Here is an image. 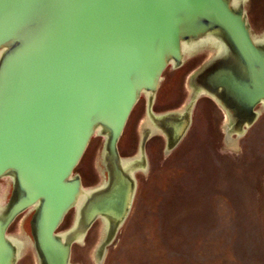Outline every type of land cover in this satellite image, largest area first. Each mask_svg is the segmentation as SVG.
I'll return each instance as SVG.
<instances>
[{
  "label": "water",
  "instance_id": "obj_1",
  "mask_svg": "<svg viewBox=\"0 0 264 264\" xmlns=\"http://www.w3.org/2000/svg\"><path fill=\"white\" fill-rule=\"evenodd\" d=\"M246 1L0 0V180L11 182L0 196V264H16L26 246L37 264H73L72 245L98 219L101 258L130 214L136 171L148 169L147 138L161 133L123 158L124 127L141 98L154 115L164 72L188 56L211 54L189 77L187 105L163 114L166 153L204 96L244 117L238 137L253 125V107L264 106V34L251 30ZM95 137L106 181L86 189L74 171ZM71 210L73 227L59 231ZM31 211L30 234H9Z\"/></svg>",
  "mask_w": 264,
  "mask_h": 264
},
{
  "label": "rangeland",
  "instance_id": "obj_2",
  "mask_svg": "<svg viewBox=\"0 0 264 264\" xmlns=\"http://www.w3.org/2000/svg\"><path fill=\"white\" fill-rule=\"evenodd\" d=\"M246 13L254 35L264 34V0H247ZM211 56L200 51L177 70L167 68L156 92L153 110L180 111L190 99L189 77ZM141 98L118 141L121 156L138 154L147 117ZM246 132L223 137L226 119L217 104L196 101L192 122L182 141L166 153L161 133L147 138L145 173L138 170L130 214L115 241L97 258L102 225L93 223L80 243L71 247L73 264H264V106ZM74 173L89 189L101 183L102 139L93 138ZM7 181L1 193L9 194ZM67 213L59 231L70 227ZM30 216L20 215L11 235L30 234ZM16 264H37L26 246Z\"/></svg>",
  "mask_w": 264,
  "mask_h": 264
},
{
  "label": "flooded vegetation",
  "instance_id": "obj_3",
  "mask_svg": "<svg viewBox=\"0 0 264 264\" xmlns=\"http://www.w3.org/2000/svg\"><path fill=\"white\" fill-rule=\"evenodd\" d=\"M190 91H191V96L190 97H192L193 91H192L191 87H190ZM202 98L203 99L206 98V99H209L210 101L214 102L213 100H211L207 96H204ZM215 104H217V103H215ZM218 107H219V109L221 111V114L223 115V119H226V123L224 124L225 126H224V129H223V137L229 139V138H231V136H237V133L239 132V129H240V126H241L240 124H242V122L245 121L244 120V117L240 116V118L238 119L235 116V113H234V109L233 108L228 107L226 109H222L219 105H218ZM259 107L261 108L263 106H261V105H258L257 107L254 106L253 107V111L255 112V110H257ZM153 112H154V110H153ZM177 112H180V111H177ZM144 113L146 114V107H145V112ZM157 114L156 115L159 116V117H157V119H154V117H153L155 115V112H154V115L153 116H150V117L147 116V114H146L147 119H146L145 123L142 125V128H141V129H143V137L145 138L146 135L149 134L151 131H158L159 130L161 132V134L163 135L164 139L167 142L168 139H169V137H167L169 134H168V132H166V124H167L168 120L166 118L167 116H164L163 115V114H166V111L165 112L163 111V112H160V113L157 112ZM252 124L254 125V123H252ZM244 128H245V126H244ZM0 181H7L8 182L7 179L6 180H0ZM105 181H106V178L105 177L102 178V176H101V182H105ZM7 188H8L7 191L9 192L11 190V182H8L7 183ZM71 211L74 214V218H73V220L71 222V225H69L70 227H68V229L71 228V227H73V225L75 223V220L77 218V214H75L74 210H71ZM21 215H27V217L30 216V218H31L32 217V211L29 212V213H27V214L23 213ZM95 222H99L102 225V222L99 219L96 220ZM68 229H66V230H68Z\"/></svg>",
  "mask_w": 264,
  "mask_h": 264
}]
</instances>
